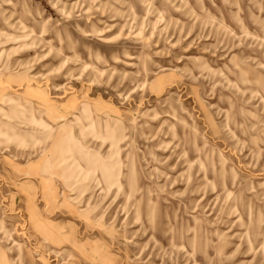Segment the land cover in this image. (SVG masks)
<instances>
[{"label":"rangeland","instance_id":"1","mask_svg":"<svg viewBox=\"0 0 264 264\" xmlns=\"http://www.w3.org/2000/svg\"><path fill=\"white\" fill-rule=\"evenodd\" d=\"M0 264H264V0H0Z\"/></svg>","mask_w":264,"mask_h":264}]
</instances>
